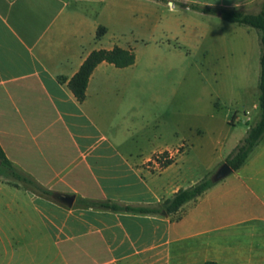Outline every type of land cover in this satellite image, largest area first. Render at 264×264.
<instances>
[{
	"label": "crops",
	"instance_id": "obj_1",
	"mask_svg": "<svg viewBox=\"0 0 264 264\" xmlns=\"http://www.w3.org/2000/svg\"><path fill=\"white\" fill-rule=\"evenodd\" d=\"M262 1L0 0V147L15 170L53 193L0 184L1 264H264V135L239 169L175 213L76 205L157 206L225 163L247 129L228 141L207 128L205 148L227 151L203 162L193 150L203 132L173 141L153 132L150 112L170 110L164 86L153 81L165 73L153 70L159 56L142 59L136 46L219 58L237 48L249 67L259 63L257 32L224 26L218 15L257 14ZM114 47L132 51L134 63L98 64L78 102L68 81L93 50ZM255 95L245 123L258 113V89ZM181 143L186 154L161 170L143 166Z\"/></svg>",
	"mask_w": 264,
	"mask_h": 264
},
{
	"label": "rangeland",
	"instance_id": "obj_2",
	"mask_svg": "<svg viewBox=\"0 0 264 264\" xmlns=\"http://www.w3.org/2000/svg\"><path fill=\"white\" fill-rule=\"evenodd\" d=\"M219 22L224 26H234L236 29L244 27L231 25L226 21L220 20ZM224 31L228 34L230 28L226 27ZM258 46L260 51V44ZM148 47L142 44L137 45V56L144 59L146 55L151 54L161 58L154 62L153 70L156 73H165V75L156 76L153 81L156 89H162L164 86V92L170 99L169 111H164V114L162 111L150 112L154 115L153 132L162 133L166 139L173 141L178 137L186 139L191 136L195 137V132L199 130L203 132V139L193 141V150L194 153L197 151L196 154L200 161L203 162L212 154L213 158L225 156L227 151L225 148L223 150L218 147L212 149L209 145L205 148L207 128L212 126L218 134L230 141L243 135L249 123L258 118L255 115L258 113L254 111V114L248 115L251 119L245 123L244 116L250 101L254 103L256 99L259 77L258 60H253L248 67V64L238 58L241 54L238 53L237 48L231 56L224 54L219 58L214 55L202 57L199 54L184 57L182 53L178 54L173 50L159 52L156 49L154 52H149L151 49ZM201 142L204 146L202 149L199 148ZM188 147L187 143H181L168 150L178 157L186 154ZM150 159L152 156L144 158L143 166L149 171H157L149 163ZM218 166L205 174V177H211ZM0 184L16 193L28 189L27 185L11 176L9 171L0 174Z\"/></svg>",
	"mask_w": 264,
	"mask_h": 264
},
{
	"label": "trees",
	"instance_id": "obj_3",
	"mask_svg": "<svg viewBox=\"0 0 264 264\" xmlns=\"http://www.w3.org/2000/svg\"><path fill=\"white\" fill-rule=\"evenodd\" d=\"M192 9L203 13H215V10L206 7L191 6ZM221 19L241 26L253 28L258 34L260 44L259 55V77H258V118L248 125L245 137L236 145L234 150L227 156V163L232 170L239 169L246 161L250 153L256 147L262 136L264 135V0L260 5V10L257 14H248L240 10H219ZM104 30L100 28L97 36H101ZM107 62L113 64L116 68H124L134 63V54L132 51L114 47L110 50L99 49L93 50L81 64L78 71L68 81L67 86L78 102H82L85 98V91L88 80L98 64ZM168 162L167 164H170ZM10 172V175L18 179L20 182L28 186V189L51 198L53 193L50 190L44 189L29 176L22 174L14 169L11 162L6 158L0 147V174ZM214 183L210 177H204L196 184L179 189L169 199L164 200L161 204L151 207H133L121 206L108 202H98L88 199L76 200V205L82 208L91 209H106L115 212H128L140 215H159L171 214L177 212L185 203L197 199ZM204 264H216L215 262H206Z\"/></svg>",
	"mask_w": 264,
	"mask_h": 264
},
{
	"label": "built area",
	"instance_id": "obj_4",
	"mask_svg": "<svg viewBox=\"0 0 264 264\" xmlns=\"http://www.w3.org/2000/svg\"><path fill=\"white\" fill-rule=\"evenodd\" d=\"M173 152H170L169 150H164L162 152H158L152 156V159H150L149 163L154 166V169L157 171L164 168L166 165H168V162L173 161L174 159Z\"/></svg>",
	"mask_w": 264,
	"mask_h": 264
},
{
	"label": "water",
	"instance_id": "obj_5",
	"mask_svg": "<svg viewBox=\"0 0 264 264\" xmlns=\"http://www.w3.org/2000/svg\"><path fill=\"white\" fill-rule=\"evenodd\" d=\"M218 16L221 18L220 14ZM232 172H233L232 168L227 163H223L213 173V175L210 177V180L213 183H217L220 180H222L223 178H225L228 175H230ZM71 201H72V199H69V202H71Z\"/></svg>",
	"mask_w": 264,
	"mask_h": 264
}]
</instances>
